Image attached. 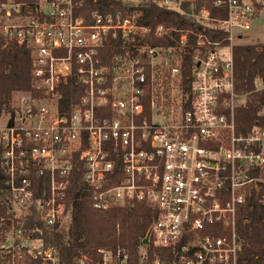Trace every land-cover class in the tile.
I'll list each match as a JSON object with an SVG mask.
<instances>
[{
	"label": "built area",
	"instance_id": "2783aa9c",
	"mask_svg": "<svg viewBox=\"0 0 264 264\" xmlns=\"http://www.w3.org/2000/svg\"><path fill=\"white\" fill-rule=\"evenodd\" d=\"M85 1L0 0V37L30 45L39 91L22 96L0 126V162L10 193L0 212V226L6 224L0 264H63L59 249L41 246L24 222L36 178L48 182L38 206L44 227L67 221L64 198L77 162L93 208L145 201L156 209L145 245L163 252L148 258L143 250L138 264H236L238 208L252 188L264 189V128L236 130L240 95L233 47L253 27L261 1L158 0L182 13L186 3L192 10L195 2L202 6L193 12L198 30L175 29L178 48L188 33L197 47L189 105L183 108L180 96L178 111L170 114L152 97L148 115L141 99L146 82L154 84L156 66L169 65L179 81L180 61L174 64L172 49L150 43L173 27L139 23L138 8L85 15ZM207 4L224 15L212 16ZM108 35H120L133 48L114 53L105 64L99 51ZM70 76L82 89L67 105L61 89ZM155 113L167 120L154 123ZM75 264H130L129 253L113 242L95 256L80 252Z\"/></svg>",
	"mask_w": 264,
	"mask_h": 264
},
{
	"label": "trees",
	"instance_id": "16d2710c",
	"mask_svg": "<svg viewBox=\"0 0 264 264\" xmlns=\"http://www.w3.org/2000/svg\"><path fill=\"white\" fill-rule=\"evenodd\" d=\"M193 10L189 3L184 5L185 13L167 9L159 5L158 0H129L125 3L112 0H86L82 12L97 9L100 12L121 11L127 14L132 8L142 10L139 23L155 25L163 23L173 27L161 37H152L151 45L164 49H172V54L178 58L179 86L181 104L187 108L190 102L193 82V55L197 51L195 38L188 33L187 43L183 48L177 47L179 32L177 28L198 30L199 24L193 12L202 6L194 3ZM212 16L224 15L207 4ZM260 7V4H257ZM192 10V11H191ZM220 13V14H219ZM131 43L120 35H108L100 46V57L105 64H110L114 53H121L131 48ZM133 48V47H132ZM235 91L240 95V102L235 108V127L237 131H248L253 126L264 128V43H244L233 47ZM31 47L27 43L9 40L6 43L0 37V115L4 111L13 112L12 96L19 91L39 95L33 85L31 74ZM149 67H147V73ZM155 77L157 75L154 74ZM156 80V78H155ZM147 81L145 93L142 96L144 114L150 112V99L153 97L154 86ZM81 85L74 76H70L62 86V100L65 104L75 102L81 94ZM66 110H62L63 112ZM1 152V146H0ZM74 166L73 174L66 190L64 203L68 213L67 221L56 229L44 227L38 216V206L41 198L48 194V182L45 178H36L33 202L25 217L24 227L31 231L41 246H53L59 249L63 264H75L76 257L82 251L91 253L101 247H109L113 242L126 247L130 264H138L140 255L146 250L148 258L155 253L161 254L163 249L152 244L145 245L142 238L156 219V209L147 202H135L107 210H97L92 207L87 185L82 180L83 165L80 162ZM77 166L79 168H77ZM5 172L0 162V212L7 209V199L10 195L5 183ZM264 189H251V194L239 206L237 212V234L239 250L236 264H264ZM6 228V224L0 226ZM1 260V257H0Z\"/></svg>",
	"mask_w": 264,
	"mask_h": 264
},
{
	"label": "rangeland",
	"instance_id": "374dc122",
	"mask_svg": "<svg viewBox=\"0 0 264 264\" xmlns=\"http://www.w3.org/2000/svg\"><path fill=\"white\" fill-rule=\"evenodd\" d=\"M260 1V3L262 4L261 10L258 17H256V19L254 20L253 27L244 33L241 40H239L237 44L260 42L264 43V0ZM4 42L6 43L7 41ZM177 59L178 58H173L175 65H178ZM154 74L157 75V77H155V81L157 83L153 87L155 93L153 95V98L155 99V102H158L161 108L163 107L162 109L167 110L170 114L176 113L180 105L179 81L177 82V79L172 74L169 65L167 66L163 63L156 66ZM28 93L29 92L26 91H19L17 93H14L11 101L12 106H14V104L16 106L20 101L21 97ZM9 113L10 112L8 111H4L1 113L0 126L4 125ZM152 120L154 123H163L167 120V117L160 113H155Z\"/></svg>",
	"mask_w": 264,
	"mask_h": 264
},
{
	"label": "water",
	"instance_id": "95a60500",
	"mask_svg": "<svg viewBox=\"0 0 264 264\" xmlns=\"http://www.w3.org/2000/svg\"><path fill=\"white\" fill-rule=\"evenodd\" d=\"M11 121H12V118L10 119V121H9V124L11 123ZM262 184V182H257V185H261ZM150 229H148L147 230V232H146V234L144 235V237L142 238V243H144V244H149V241H150Z\"/></svg>",
	"mask_w": 264,
	"mask_h": 264
},
{
	"label": "crops",
	"instance_id": "0c3cea01",
	"mask_svg": "<svg viewBox=\"0 0 264 264\" xmlns=\"http://www.w3.org/2000/svg\"><path fill=\"white\" fill-rule=\"evenodd\" d=\"M262 5V4H261Z\"/></svg>",
	"mask_w": 264,
	"mask_h": 264
}]
</instances>
